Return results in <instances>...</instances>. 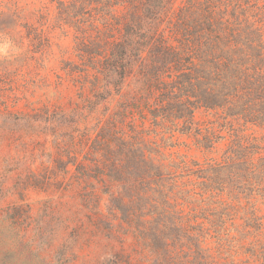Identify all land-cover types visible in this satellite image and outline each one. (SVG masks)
<instances>
[{"label":"trees","instance_id":"16d2710c","mask_svg":"<svg viewBox=\"0 0 264 264\" xmlns=\"http://www.w3.org/2000/svg\"><path fill=\"white\" fill-rule=\"evenodd\" d=\"M53 2L74 39L72 75L90 84L93 108L108 106L90 148L109 178L110 210L156 264H264L259 27L245 20L234 33L218 0ZM18 12L0 19L21 21Z\"/></svg>","mask_w":264,"mask_h":264},{"label":"rangeland","instance_id":"374dc122","mask_svg":"<svg viewBox=\"0 0 264 264\" xmlns=\"http://www.w3.org/2000/svg\"><path fill=\"white\" fill-rule=\"evenodd\" d=\"M222 2L216 16L234 33L246 20L264 35V0H232L226 10ZM0 6L21 17L0 19V264H156L148 243L109 208V178L90 148L108 106L93 108L90 84L72 75L79 59L71 32L59 29L57 3Z\"/></svg>","mask_w":264,"mask_h":264}]
</instances>
